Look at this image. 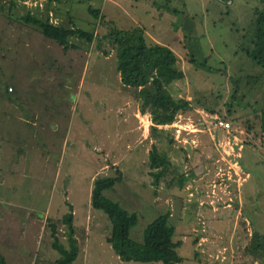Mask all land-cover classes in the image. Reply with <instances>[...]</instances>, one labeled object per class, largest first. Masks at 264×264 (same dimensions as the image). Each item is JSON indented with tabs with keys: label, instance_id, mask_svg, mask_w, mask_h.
I'll list each match as a JSON object with an SVG mask.
<instances>
[{
	"label": "rangeland",
	"instance_id": "1",
	"mask_svg": "<svg viewBox=\"0 0 264 264\" xmlns=\"http://www.w3.org/2000/svg\"><path fill=\"white\" fill-rule=\"evenodd\" d=\"M47 5L53 21L84 30L93 28L88 7L98 10L93 44L64 50L20 18L27 10L43 15ZM263 10L264 0H0V118L10 104L29 119L0 124V253L6 264H55L60 253L52 230L67 247L62 218L72 211L73 264H153L120 260L105 241L108 217L90 205L94 177L115 175L114 168L123 178L103 195L137 213L130 230L135 241L169 212L173 239L181 240L179 264H259L245 247L253 231L264 235V68L246 51L253 49L255 16ZM110 27L142 28L148 43L177 55L184 78L170 90L192 106L180 119L183 138L168 127L150 135V116L134 117L133 89L121 88L115 49L101 39ZM186 52L206 66L190 63ZM41 106H58L70 126L69 140L62 142V125L57 149L48 153L36 142L40 122L33 124ZM216 117L230 128L217 127ZM137 127L145 138L137 137ZM153 145L166 167L157 184L149 166ZM40 150L42 168L34 158Z\"/></svg>",
	"mask_w": 264,
	"mask_h": 264
},
{
	"label": "trees",
	"instance_id": "2",
	"mask_svg": "<svg viewBox=\"0 0 264 264\" xmlns=\"http://www.w3.org/2000/svg\"><path fill=\"white\" fill-rule=\"evenodd\" d=\"M51 7L46 6L43 15L27 10L21 16L22 21L35 26L45 37L53 40L64 50L68 47L76 48L79 44H93L95 40L94 27L100 21L99 11L92 6L88 12L93 18V28L84 30L76 27L72 22L68 25L53 21V14L49 12ZM51 14V15H50ZM71 21V20H70ZM106 39L115 49V70L120 76V83L129 89H133L134 98L137 101L141 113H148L151 120L149 134L155 135L162 132L164 125L173 123L178 115L183 116L192 109L190 100L176 97L171 93L170 86L184 78V73L179 66V60L174 51L163 44L148 43L142 28L109 30L101 37ZM75 40L79 42L76 43ZM253 49L246 53L260 66L264 68V10L257 13L252 37ZM100 40L97 42L99 47ZM188 61L198 66H206V61L196 63L190 53L186 52ZM219 71L220 69H210ZM10 87H8L7 91ZM260 124L261 133H264V114ZM161 125V130H158ZM172 138H170L171 140ZM149 166L154 171L153 182L157 184L164 175L166 167L164 159L157 152L155 145L148 152ZM115 167V166H114ZM115 175H97L92 181L90 192V205L92 208L103 211L108 217L111 228L105 236V241L113 249L117 257L122 261L151 262L153 264H179L183 258L178 253L181 240H174L175 227L169 223V212L155 217L143 230L141 242L130 237V230L137 224L136 212H129L117 202L108 199L103 192L119 183L123 176L118 168ZM68 234V246L62 245L55 236V227L52 230V246L60 256L55 264H73L78 255L77 239L73 227L72 212L63 216ZM245 251L253 256L259 264H264V235L253 231L250 243ZM0 264H6L5 257L0 253Z\"/></svg>",
	"mask_w": 264,
	"mask_h": 264
},
{
	"label": "crops",
	"instance_id": "3",
	"mask_svg": "<svg viewBox=\"0 0 264 264\" xmlns=\"http://www.w3.org/2000/svg\"><path fill=\"white\" fill-rule=\"evenodd\" d=\"M50 12V10H49ZM52 13V12H50ZM21 18V16H20ZM117 79L118 81L120 82V76L119 74L117 73ZM121 84V83H120ZM121 88L124 89V86L121 84ZM11 90V89H10ZM10 93L13 92V89L11 91H9ZM41 90H39L37 93L40 94ZM124 97V96H123ZM126 100L123 99L122 101V104H126ZM27 105V104H24V106ZM23 107V104L20 105ZM5 107V112L8 113L7 115L3 116L2 118H0V124L2 123H5L6 121V125L7 127H11L13 125H24V124H21V123H29V119H27L26 117L23 116L22 113L18 114L16 110L18 107L15 106V105H7V106H4ZM11 107H13V109H11ZM58 106H54V107H50V106H41L39 108H36L35 109V113L32 114V117L34 118L33 119V124H35V122L39 121L40 123L37 125H39V128L37 129V134H36V142L38 144H42V145H46L48 150L46 151V153L50 152V151H53L56 148V145L54 147V142H57L59 141V138H58V129L63 125L64 127L62 128V134H64L63 138H62V142H65V141H68L69 139V135H70V126L68 125V118H67V115L65 114H61V112H58L59 109L57 108ZM41 108H45L47 110H41ZM27 110V109H25ZM13 111H16V114H13L12 112ZM141 114H148V113H141L138 109V104H137V112L134 111V117H140ZM149 115V114H148ZM126 118H124L125 120ZM37 120V121H36ZM42 120V121H40ZM149 121V120H148ZM135 122V121H134ZM42 123V124H41ZM44 123H48V124H51L50 126H54V129H50V130H47L46 128V125H43ZM150 123V122H149ZM17 127V126H15ZM65 128V129H64ZM136 130V134H137V137L140 138L141 140V137H144L145 138V133L142 134L141 136H139V130H138V127L135 128ZM42 131H44L46 134L42 133ZM7 132H10L7 130ZM68 136V138H66ZM178 141V140H177ZM184 143V142H182ZM187 143V142H186ZM136 144V143H135ZM136 146V145H135ZM50 149V150H49ZM242 149V146L239 147V150ZM1 148H0V153H1ZM39 155L35 154L34 155V158L37 159V162H38V167L39 168H42V157H43V151L40 150L39 152ZM238 156L240 155L239 153L237 154ZM49 156V155H47ZM53 156V155H52ZM123 156H121L122 158ZM55 158V157H54ZM48 158H46L47 160ZM1 167V166H0ZM237 167L239 168L238 164H237ZM6 168H9V166H7ZM95 173H99V170L97 169V171ZM56 174H58V171L56 172ZM94 176V175H93ZM93 176L91 177V180L93 178ZM64 194H67V189H64ZM66 196V195H65ZM67 199V198H66ZM47 206V205H46ZM44 207V206H43ZM46 210V209H45ZM47 211V210H46ZM72 214L73 216L75 215V213L72 211ZM74 218V217H73ZM74 220V219H73ZM36 221V220H34ZM74 227V225H73ZM41 228H43V226H41ZM7 238V237H6Z\"/></svg>",
	"mask_w": 264,
	"mask_h": 264
},
{
	"label": "built area",
	"instance_id": "4",
	"mask_svg": "<svg viewBox=\"0 0 264 264\" xmlns=\"http://www.w3.org/2000/svg\"><path fill=\"white\" fill-rule=\"evenodd\" d=\"M180 119H181V115H178L173 123L163 126V127L173 128L175 131L176 139L177 138L178 139L183 138V137H181L182 131H186V128L181 124ZM215 121H216L215 125H217V127H220V128L226 129V130H228L230 128L228 122H226L222 119H219L218 117L215 118ZM159 127H162V126L160 125ZM195 130H198V129H195ZM184 141H185L184 143L187 142L186 139Z\"/></svg>",
	"mask_w": 264,
	"mask_h": 264
},
{
	"label": "flooded vegetation",
	"instance_id": "5",
	"mask_svg": "<svg viewBox=\"0 0 264 264\" xmlns=\"http://www.w3.org/2000/svg\"><path fill=\"white\" fill-rule=\"evenodd\" d=\"M188 193L192 195V193H191V192H188ZM187 208H189V209H190V208H191V207H190V205H189V206H187ZM191 211H192V210H191ZM170 216H171V213H169V218H170Z\"/></svg>",
	"mask_w": 264,
	"mask_h": 264
}]
</instances>
